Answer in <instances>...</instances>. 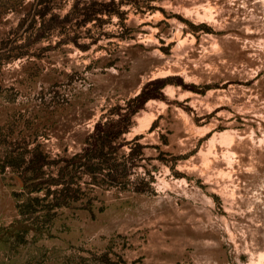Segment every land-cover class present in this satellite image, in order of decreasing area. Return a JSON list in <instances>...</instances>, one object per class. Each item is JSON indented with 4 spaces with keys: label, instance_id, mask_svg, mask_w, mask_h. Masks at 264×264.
Instances as JSON below:
<instances>
[{
    "label": "rangeland",
    "instance_id": "rangeland-1",
    "mask_svg": "<svg viewBox=\"0 0 264 264\" xmlns=\"http://www.w3.org/2000/svg\"><path fill=\"white\" fill-rule=\"evenodd\" d=\"M0 264H264V0H0Z\"/></svg>",
    "mask_w": 264,
    "mask_h": 264
}]
</instances>
